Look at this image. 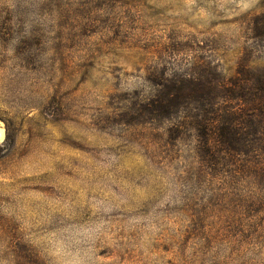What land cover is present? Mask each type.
<instances>
[{
	"label": "rangeland",
	"instance_id": "rangeland-1",
	"mask_svg": "<svg viewBox=\"0 0 264 264\" xmlns=\"http://www.w3.org/2000/svg\"><path fill=\"white\" fill-rule=\"evenodd\" d=\"M0 264H264V0H0Z\"/></svg>",
	"mask_w": 264,
	"mask_h": 264
},
{
	"label": "bare ground",
	"instance_id": "bare-ground-1",
	"mask_svg": "<svg viewBox=\"0 0 264 264\" xmlns=\"http://www.w3.org/2000/svg\"><path fill=\"white\" fill-rule=\"evenodd\" d=\"M3 137H4L3 129L0 126V142L3 140Z\"/></svg>",
	"mask_w": 264,
	"mask_h": 264
}]
</instances>
